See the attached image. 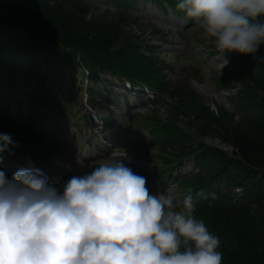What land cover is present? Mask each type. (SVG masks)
I'll use <instances>...</instances> for the list:
<instances>
[{
	"label": "trees",
	"instance_id": "16d2710c",
	"mask_svg": "<svg viewBox=\"0 0 264 264\" xmlns=\"http://www.w3.org/2000/svg\"><path fill=\"white\" fill-rule=\"evenodd\" d=\"M4 1L0 0V93L12 99L15 93L5 92L7 84L23 94L36 83L29 96L32 103L42 107L45 100L42 90L46 84L56 81L65 71L76 73L83 68L92 74L93 81L109 71L134 83L147 84L169 98L172 104L167 109L175 118L186 119L190 133L197 137H217L233 153L228 156L204 145L196 147L192 136H187L171 121L152 128L158 123L156 115L147 121L154 136L147 146L158 147L162 161H173L172 164L195 157L201 167L193 179L197 183L200 179L204 182L206 177H216L223 184L229 180L236 190L245 188L243 204L237 194L219 192L214 199L196 202L195 212L220 238L221 264H264V209L261 208L264 205V74L258 71L264 65V59L259 58L264 56V46L255 59L241 54L233 58L237 70L243 71L237 76L245 78L239 96L247 97L241 101L243 110L238 108L242 119L235 122L233 115L214 112L203 98L196 96L190 83L198 73L188 77L181 74V78L172 81L161 74L164 67L157 56L148 58L138 43L123 35L124 21L138 20L131 14L136 0H111L106 12L113 18L96 21L87 20L93 8L84 0ZM164 1L175 13H183L177 8L178 0ZM26 5L28 8L23 7ZM17 7L24 9L18 11ZM23 12L27 16H21ZM209 49L216 50L212 38ZM48 55L52 61L47 60ZM42 58L54 73L39 74L37 66ZM49 99L52 101V93ZM8 107L9 99L0 104V133L10 134L19 148L44 162L47 152L43 142L28 131L20 136L14 126H9L4 117ZM168 131H172L170 135L163 134ZM254 208L257 211L261 208L256 218L252 216Z\"/></svg>",
	"mask_w": 264,
	"mask_h": 264
},
{
	"label": "clouds",
	"instance_id": "9594fccd",
	"mask_svg": "<svg viewBox=\"0 0 264 264\" xmlns=\"http://www.w3.org/2000/svg\"><path fill=\"white\" fill-rule=\"evenodd\" d=\"M177 8L221 54L255 59L264 46V0H178ZM18 147L0 133V154ZM195 211L191 191L179 204L150 192L122 159L59 187L31 162L10 179L0 169V264H221L220 238Z\"/></svg>",
	"mask_w": 264,
	"mask_h": 264
},
{
	"label": "rangeland",
	"instance_id": "374dc122",
	"mask_svg": "<svg viewBox=\"0 0 264 264\" xmlns=\"http://www.w3.org/2000/svg\"><path fill=\"white\" fill-rule=\"evenodd\" d=\"M4 1V0H3ZM89 1L90 4H93L95 9L89 11L88 13V17L87 20L90 21H96L98 19L103 20V19H112V15L108 14L105 11V7L107 6V0H86ZM7 2V1H6ZM4 1V3H6ZM24 8H28V5L23 6ZM23 7H17L18 11H23ZM30 8V7H29ZM137 9L138 11H136L135 14H137L139 17L143 18V20L141 19L140 21L137 20H127L124 21V29L125 32H123L124 36H127L128 39H131L132 41H134L135 43H151L153 41H159L162 36H164V32L162 29L158 28V27H162L164 30L166 31H172V33L167 36V38L165 39L166 42L164 43H159L160 47H163V50H177V52H181L183 54L184 57H182V59L180 60H174V59H168L167 62L173 63V71L174 73L177 72L179 69H185L186 67L192 66L193 64H195V62L197 61V56L205 53L204 54V58H208V54L206 53V51H213V49H209L210 48V37L207 36V34L203 31V29H201L200 27H198L195 31H193L190 35H188L189 37L182 39V37L179 36V32L178 31H182L184 30V28L187 26V21L186 19H179L177 17L172 16L170 13L169 14H164L162 13V9L158 6V4H156L153 0H138V4H137ZM24 15V12L21 13V16ZM27 16V15H24ZM156 25L158 27H156ZM122 44V43H121ZM124 44V43H123ZM217 51V49L215 50ZM217 53V52H216ZM220 54L217 57H210V59H208V61L205 63L203 70H202V76H204L202 79H199L197 81H191L190 85L192 86V90L194 91V93L196 94V96L203 98L205 103L208 104L211 108V110H213L216 113H220L221 112H225V114L229 115L230 117L233 115V119L235 120V122H238L240 119H242V117L240 116L239 112H238V108L240 107L242 110L244 107H242L241 105V101H244V99H246L247 97L243 98L239 96V94H241V91L244 89L245 85H244V81L245 78L242 77H233L231 76V72L229 71L230 68L229 66L227 67L226 70H223L224 68H226L227 66V59L225 58L226 56L224 54L221 53H217ZM44 55V54H43ZM45 56V55H44ZM46 57V56H45ZM48 59H52L49 55L47 56ZM43 59V58H42ZM42 63V61H40ZM264 63V62H263ZM181 64V65H180ZM43 67V66H42ZM182 67V68H181ZM43 70L45 69L44 67L42 68ZM193 70H190L189 72H184L185 76L188 77L190 75V72ZM258 71H260L262 74H264V65L262 66V68H259ZM257 74V71L255 72ZM164 76H167V78H173L171 76V74H166ZM179 76H177L178 79ZM220 77V83H222V85H225V89L222 91H219L217 88V84H215L216 81H214V78ZM180 78V77H179ZM75 81L70 80L69 78H66L65 81V85H70L71 88L75 87V90H78L79 88L81 89V86L84 85V87L87 84H82V82H80V78L76 77L74 78ZM108 80H111L113 78L107 77ZM243 92V91H242ZM75 96H77L78 100L80 101V104H83L81 107L86 109L85 103L82 102V98L86 97L85 95H78L75 94ZM135 102H136V98ZM137 104V103H136ZM126 105V102L123 103V106ZM127 107H125V110L123 111L121 110H117L116 114L119 117V122L118 124H122L125 119L130 118V111L128 112ZM136 113L141 114V115H145L147 113H149L151 115L154 114L156 115L158 118L164 120V121H171L174 122L179 129H181L183 131V133H185L187 136H192V144L195 145L196 147L199 145H204L207 147H210L214 150L217 151H222L225 153H228V156H231V154L233 153V149L227 145L222 144L221 141L218 140L217 137L211 136V137H197L194 134L190 133L191 131L189 130V128L187 127V123H186V119L182 116H180V118L178 117H174L172 115V112L166 108H162V107H156L154 109L150 108V107H146V108H138L137 110H135ZM251 113L252 112L250 110H246V113ZM253 112H255V110H253ZM132 115V114H131ZM191 117H194L193 115H191ZM135 118V117H134ZM134 119H132L133 121ZM137 119L135 118V121ZM130 122V121H129ZM134 124L132 125V128L135 129L136 125L135 122H133ZM128 125V124H127ZM9 126H14L16 132H19L20 136H23V134H26V131H24L25 129L20 128L17 124L14 123H9ZM12 128V127H11ZM27 135V134H26ZM145 134L137 135H130L125 139V144H129L128 146H131V148H136V152L137 153H143L144 149L142 147V142L145 141ZM18 139V138H17ZM127 147V146H126ZM125 148L122 147L121 150L123 151ZM118 152L115 153L114 155L110 156L109 158L105 159V160H101L100 162H96V163H91L88 167L89 171H92L93 168H95L96 166H98L101 163H111L113 161L116 160H120L122 159L125 163V165L127 167H130L135 173L136 170H139L140 168L146 170V169H151L153 168V164L150 161H145L140 160V159H136V163H128L126 160V154L128 151L126 152ZM154 152H159L157 149H154ZM171 164L173 163V161H169ZM193 163L192 161H187L185 164H189L187 166V168L183 169L185 173L190 172L193 169V165L190 164ZM137 174V173H136ZM204 182L199 181V187H202L201 190H203L204 187H213V183L216 180V177L213 178H204ZM163 179H160L158 181H150L149 186L151 188H153L154 190H156V192H167L169 194H171L174 198V202L176 203H180L182 201V197L179 189L169 183L166 184L163 182ZM232 187H229L227 189L226 192H230V196L233 195L234 193L237 194L238 198H240V196L238 195L237 191H233L231 192ZM227 194V193H226ZM230 196L228 198H230ZM258 208V207H256ZM254 208V214H252V216L254 218L258 217L257 212L264 209V205L257 211V209ZM195 216L197 219L202 220L206 226L208 228V222H206V220L202 219L199 213L195 212Z\"/></svg>",
	"mask_w": 264,
	"mask_h": 264
},
{
	"label": "bare ground",
	"instance_id": "6f19581e",
	"mask_svg": "<svg viewBox=\"0 0 264 264\" xmlns=\"http://www.w3.org/2000/svg\"><path fill=\"white\" fill-rule=\"evenodd\" d=\"M217 53H219L218 51H215ZM187 161H192L193 163L197 162L196 158L195 157H192V158H189V159H185L183 161H179L178 163H175V164H172L171 166L173 165H180V166H183L184 163H186ZM237 191V190H236Z\"/></svg>",
	"mask_w": 264,
	"mask_h": 264
}]
</instances>
